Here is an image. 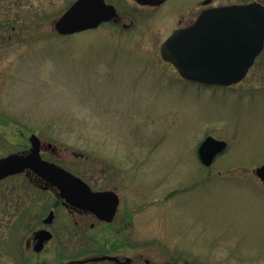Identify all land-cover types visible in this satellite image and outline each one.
Segmentation results:
<instances>
[{"label": "rangeland", "instance_id": "rangeland-1", "mask_svg": "<svg viewBox=\"0 0 264 264\" xmlns=\"http://www.w3.org/2000/svg\"><path fill=\"white\" fill-rule=\"evenodd\" d=\"M75 1L0 0V157L28 151L36 135L43 159L94 191H115L120 204L102 224L70 213L26 174L9 178L0 183L1 263L109 254L134 264H264V184L253 173L264 162V50L240 83L203 87L160 56L200 0L122 3L131 29L104 23L60 36L54 23ZM250 2L264 5L206 0V8ZM208 136L227 148L207 168L197 152ZM40 228L53 238L34 253Z\"/></svg>", "mask_w": 264, "mask_h": 264}, {"label": "water", "instance_id": "water-1", "mask_svg": "<svg viewBox=\"0 0 264 264\" xmlns=\"http://www.w3.org/2000/svg\"><path fill=\"white\" fill-rule=\"evenodd\" d=\"M141 5L157 6L164 0H138ZM113 6L104 0H76L54 23L57 34L69 36L96 29L116 18ZM264 50V6L260 3L211 7L203 10L193 24L173 33L160 47L161 58L172 64L180 77L204 87H230L240 83ZM28 154H11L0 158V180L32 171L51 187L67 205L90 212L98 219L111 223L119 206L118 195L111 190L93 191L82 179L40 155V140L29 138ZM51 146V145H49ZM227 143L206 137L198 148V157L210 167ZM254 175L264 183V162ZM51 211L43 220L53 222ZM47 230L34 234L33 251L39 253L52 240ZM114 260V257H104Z\"/></svg>", "mask_w": 264, "mask_h": 264}, {"label": "flooded vegetation", "instance_id": "flooded-vegetation-1", "mask_svg": "<svg viewBox=\"0 0 264 264\" xmlns=\"http://www.w3.org/2000/svg\"><path fill=\"white\" fill-rule=\"evenodd\" d=\"M138 0H104V2L107 4V5H110V6H113L114 8H115V11H116V18L115 19H113V20H111L110 22H108V23H115V24H118V25H121V27L123 28V29H126V30H128V29H131L132 28V26H134V24H135V20H134V18L132 17V15L130 16V15H127L126 13H122L120 10L122 9V3H129V4H133V5H135L138 9H144V8H150V9H155V8H161V7H163V6H166L169 2H171L172 0H165L163 3H161L160 5H158V6H149V5H141V4H139L138 2H137ZM201 1V3H202V5H205L204 6V8L203 9H201L199 12H198V14H197V16L196 17H193V18H191V19H186L185 20V17H182L180 20H179V26L178 27H176L175 29H173L172 31H174V30H176V29H180V28H184V27H186V26H189L190 24H192L194 21H195V19L198 17V15L201 13V11L202 10H204V9H206V0H200ZM190 8V7H189ZM185 22V24L182 26V24ZM172 31H171V33H172ZM170 33V34H171ZM169 34V35H170ZM168 35V36H169ZM167 36V37H168ZM44 145L41 143V146H40V151L42 152L43 150H44ZM47 148H50V146L49 145H47ZM30 149V148H29ZM21 153H23V154H27L28 153V151H24V152H21ZM22 174H26V176L31 180V181H33V182H37L38 183V185H40L42 188H47V189H50V190H52V191H54L55 193H56V195H57V197H58V193H57V191L54 189V188H51L50 186H48L43 180H41L40 178H38V177H36L32 172H30V171H25V172H23ZM20 175V174H19ZM15 176H17V175H15ZM12 177H14V176H9V177H6V178H4V179H2V180H0V183L1 182H3V181H5V180H7V179H9V178H12ZM43 184V185H42ZM58 200V202L61 204V205H63V207L65 208V209H67L70 213H76V214H79V215H83V216H90L94 221H99L100 223H102V224H106L105 222H101L102 220H100V219H98L95 215H93L92 213H89V212H86V211H83V210H80V209H76V208H74V207H71V206H68V205H66L62 200H60L59 198L57 199ZM51 211H53V210H51ZM50 211V212H51ZM49 212V213H50ZM54 212V211H53ZM48 213V214H49ZM117 214V213H116ZM54 215H55V213H54ZM116 217V216H115ZM115 217H114V219H113V221L115 220ZM44 220V219H43ZM43 220H42V223H43ZM54 220V219H53ZM44 224V223H43ZM45 225V224H44ZM93 225H91V227H92ZM42 229H46V228H40V229H38V231L39 230H42ZM47 230V229H46ZM37 232V231H36ZM34 234L35 233H33V236H32V250H33V245H34ZM3 239L0 237V264H2L1 262H2V259H1V257H2V251H1V247H2V244H3ZM11 242H12V240H11ZM27 247H29L30 246V242L28 241L27 242ZM46 246V245H45ZM45 246H44V248H45ZM44 248H43V250H44ZM42 250V251H43ZM41 251V252H42ZM34 252V251H33ZM41 252H39V253H41ZM35 253V252H34ZM114 257L115 259L114 260H109V259H104V257ZM12 261H15V259L13 260L12 259ZM16 264H17V259H16ZM68 264H134L133 263V261H132V259H130V258H124V259H121L119 256H116V255H109V254H101V255H99V256H97V257H93V258H87V259H84V260H80V261H71V262H69ZM145 264H149V262L148 261H145Z\"/></svg>", "mask_w": 264, "mask_h": 264}]
</instances>
